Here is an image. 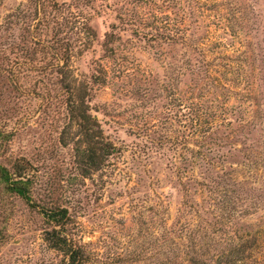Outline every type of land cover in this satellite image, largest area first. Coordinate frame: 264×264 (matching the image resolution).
Wrapping results in <instances>:
<instances>
[{
	"label": "rangeland",
	"instance_id": "374dc122",
	"mask_svg": "<svg viewBox=\"0 0 264 264\" xmlns=\"http://www.w3.org/2000/svg\"><path fill=\"white\" fill-rule=\"evenodd\" d=\"M26 1L0 0V124L6 130L13 129L10 139L0 140V163L17 158L28 161L35 171L33 200L67 208L66 231L84 245L88 254L85 264H170L173 245L167 230L180 200L179 188L168 168L169 144L156 147L148 139L166 131L171 123L169 112L187 111L188 94L182 80L169 79L165 89L159 91L157 81L161 83L162 79L152 77L164 73L166 66L169 72L182 67L186 60L190 63L183 42L189 44L191 40L190 50L203 51L205 62L221 51L223 43L231 41L216 28V12H226L221 3L224 1L56 0L67 26L74 22L80 30L87 23L95 34L91 40L80 31L83 40L75 43L70 60L73 73L81 79L90 74L91 68L101 69L104 65L110 77L104 86L96 87L91 104L98 108L95 116L104 134L120 150L89 177H82L73 166L69 146L57 142L58 129L53 127L51 115L41 114L38 102L22 95L21 81L16 89L6 78L4 40L10 42L9 32L16 38L24 25H12L5 31L3 27L7 16L17 6L23 8ZM250 13L248 23L254 29L246 31L251 35L248 41L262 47L250 53L259 59L252 64V73L248 75L241 62L242 70L234 80L238 96L232 94L229 99L230 118L235 116L233 109L253 116L260 108L259 100L250 102L243 91L246 82L253 83V78L260 76L258 68L264 79V0L253 3ZM191 23L195 35L189 39ZM165 28L170 32H164ZM110 30L119 33L113 69L98 45L103 33ZM240 37V47L233 43L225 47L224 54L244 58L241 31ZM235 76L227 73L225 77ZM236 100L246 105L244 110ZM177 123H173L175 128ZM145 129H149L146 139L138 135ZM234 218L210 231H214L216 240L224 243L227 239L237 249L233 264H264V209ZM46 227L43 217L32 207L0 191V264H58L61 255L42 240Z\"/></svg>",
	"mask_w": 264,
	"mask_h": 264
},
{
	"label": "trees",
	"instance_id": "16d2710c",
	"mask_svg": "<svg viewBox=\"0 0 264 264\" xmlns=\"http://www.w3.org/2000/svg\"><path fill=\"white\" fill-rule=\"evenodd\" d=\"M223 1L226 12H216L219 17L216 28L220 29V34L231 38V45L223 43L221 51L213 53V59L203 62V51L190 50L191 40L189 44L183 42L190 63L186 60L182 67L169 72L166 66L164 73L152 77L162 79L161 83L157 81L159 91L165 89L164 83L169 79L182 80L188 94L187 111L169 112L171 123L166 131L163 128L159 136L148 139L156 147L169 144L166 145L170 151L168 168L179 188L180 200L167 230L173 245L170 264H233L237 249L227 239L224 243L216 240L210 229L223 227L234 215L245 216L264 209V79L261 68H258L260 76L253 78V83L246 82L243 91L250 102L259 100V113L250 116L232 108L235 116H229L232 113L229 99L232 94L238 96L234 80H238L242 70L241 62L248 75L254 70V61L259 62L250 53L262 46L248 41L251 35L246 32L254 29L248 20L257 0ZM62 13L56 0H27L23 8L17 6L7 16L3 30L12 25H24L23 32L16 38L9 32L10 42L4 40L6 52L2 58L8 69L6 78L16 89L21 81L22 95L37 101L41 114L51 115L53 127L58 129L57 142L63 147L69 146L73 166L82 177H89L120 150L104 134L95 116L98 108L91 104L96 87L104 86L110 77L104 65L101 69L91 68L90 74L81 79L73 73L70 60L75 43L83 40L80 31L91 40L95 34L87 23L80 30L74 22L67 26ZM188 27L187 35L191 39L195 35L193 24ZM114 30L104 32L98 44L102 56L113 63L111 69L117 64L114 45L119 40V33ZM240 31L245 53L242 60L223 52L225 47L239 44ZM227 73L236 76L226 78ZM237 101L244 110L246 105ZM174 122H179L178 128L173 126ZM146 130L149 129L138 135L146 139ZM11 131L12 128L6 130L0 124V140L10 139ZM34 178L35 171L25 158L0 163V191L19 198L43 217L47 227L42 231V240L49 249L61 255L58 264H85L88 254L84 245L70 238L66 231L67 208L35 202L32 198Z\"/></svg>",
	"mask_w": 264,
	"mask_h": 264
}]
</instances>
